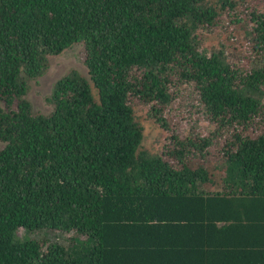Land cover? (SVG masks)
<instances>
[{
	"label": "trees",
	"instance_id": "1",
	"mask_svg": "<svg viewBox=\"0 0 264 264\" xmlns=\"http://www.w3.org/2000/svg\"><path fill=\"white\" fill-rule=\"evenodd\" d=\"M245 2L0 0V264H264V10L236 19L250 69L197 32ZM74 44L89 78L34 112L29 79ZM180 89L214 128L153 154L135 107L167 129Z\"/></svg>",
	"mask_w": 264,
	"mask_h": 264
},
{
	"label": "rangeland",
	"instance_id": "2",
	"mask_svg": "<svg viewBox=\"0 0 264 264\" xmlns=\"http://www.w3.org/2000/svg\"><path fill=\"white\" fill-rule=\"evenodd\" d=\"M205 1L211 4L218 2V0ZM256 4L261 10H264V0H246L239 12L227 9L222 15L221 22L215 28H199L197 32L200 34L202 46L207 50L230 46L231 50L241 58L243 67L250 69L254 64H257L260 56L251 51L252 46L247 42L244 29L241 27L242 23L236 21L237 18H246L249 10ZM71 71H78L89 78L88 69L83 60V47L79 44L72 45L58 55L49 56L45 72L39 77L29 79L26 97L34 112L49 114L52 111L53 106L49 102V98L53 88L61 76ZM177 85L181 86L180 83ZM177 94L171 107L166 108V117L170 125L167 129L155 122L150 113V104L139 102L135 107L136 119L143 127L144 132L142 146L153 154L163 152V142L168 135L177 134L181 137L190 133L208 135L214 128L205 109L197 105V95L193 93V90L180 89ZM205 165L209 167L214 181H212L213 187H218L216 183L222 178L221 164L210 160ZM202 187L212 188L210 185L205 186L204 184Z\"/></svg>",
	"mask_w": 264,
	"mask_h": 264
},
{
	"label": "crops",
	"instance_id": "3",
	"mask_svg": "<svg viewBox=\"0 0 264 264\" xmlns=\"http://www.w3.org/2000/svg\"><path fill=\"white\" fill-rule=\"evenodd\" d=\"M217 184V186H219V182L218 183H216ZM215 188H218V187H215Z\"/></svg>",
	"mask_w": 264,
	"mask_h": 264
}]
</instances>
